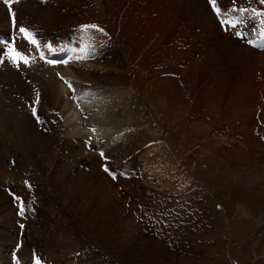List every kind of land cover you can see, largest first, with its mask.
Segmentation results:
<instances>
[{"label":"bare ground","instance_id":"1","mask_svg":"<svg viewBox=\"0 0 264 264\" xmlns=\"http://www.w3.org/2000/svg\"><path fill=\"white\" fill-rule=\"evenodd\" d=\"M149 3L141 23V0H13L14 28L0 0V264H203L159 209L204 186L264 198V107L234 99L264 86V2Z\"/></svg>","mask_w":264,"mask_h":264},{"label":"rangeland","instance_id":"2","mask_svg":"<svg viewBox=\"0 0 264 264\" xmlns=\"http://www.w3.org/2000/svg\"><path fill=\"white\" fill-rule=\"evenodd\" d=\"M149 1L141 0V23H148L152 17ZM234 93V99L244 102V106L249 102L255 103L254 108L257 110L264 107V86L261 84L244 82ZM188 179L193 184L192 188L200 187V180L190 175ZM242 185L245 190L251 192L253 187L250 183ZM199 191L208 194L194 195L187 200L170 204L171 206L167 205L155 214L154 218L168 231L170 247L167 246L162 254L169 253L168 247H179L178 250L186 251V256L191 262L200 261V257L204 256L203 264H241L240 261L245 264H264V217L261 222L257 221V217L264 215V198L258 200L255 195L246 194L235 198L234 201L226 191L221 192L220 198H216L205 186L202 189L200 187ZM224 204H237L240 206L239 211L228 217ZM249 204L253 205L254 209L257 207V210L247 215L242 211ZM260 223L262 226H259ZM258 227L261 232H257ZM143 260L142 258L141 262Z\"/></svg>","mask_w":264,"mask_h":264},{"label":"snow or ice","instance_id":"3","mask_svg":"<svg viewBox=\"0 0 264 264\" xmlns=\"http://www.w3.org/2000/svg\"><path fill=\"white\" fill-rule=\"evenodd\" d=\"M2 2L7 5L8 7V10H9V13H10V17H11V20H12V24L14 26V28L16 27V24H17V21L15 19L16 17V13L12 10V2L13 0H2ZM209 2L212 4V6L216 9V13L217 15H220L221 13V9L216 7V0H209ZM262 2H264V0H262ZM224 11H227L226 9ZM222 23H224V21H222ZM232 27H236V23H233L231 25ZM97 28V26L95 25H91V26H83L84 29H87V28ZM17 31L20 33V34H23L24 36V39L27 40L30 44H32L35 48H40V42L38 41V39L35 37V34L30 32L27 28L25 27H19L17 29ZM237 35L240 36L241 39H244L245 38V35H251V34H242V33H237ZM15 37L12 38V41L13 43L15 42ZM249 44H252V41L251 40H248L247 41ZM256 46V45H254ZM261 47H264V44L260 45ZM44 47H46L50 52H54L55 49H53L51 43H48L46 45H44ZM14 51V56L12 57L13 59V62L19 66V64L22 62L24 64H28L29 61H28V58L26 56L23 55V53L19 52V51H16L15 49H13ZM50 63H52V61H49ZM64 63H67V61H64ZM69 88L72 89L73 91L75 90L73 85L69 82ZM36 110L35 108H33V113L35 114ZM93 131H95V129H93ZM101 155H103V153H101ZM107 171V169H105ZM20 214L22 215L23 212H24V206L23 204L21 205L20 207ZM22 227V225H21ZM37 264H39V262H37Z\"/></svg>","mask_w":264,"mask_h":264}]
</instances>
